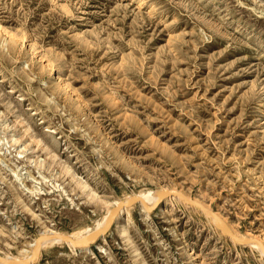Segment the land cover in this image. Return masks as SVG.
Wrapping results in <instances>:
<instances>
[{"label": "rangeland", "instance_id": "374dc122", "mask_svg": "<svg viewBox=\"0 0 264 264\" xmlns=\"http://www.w3.org/2000/svg\"><path fill=\"white\" fill-rule=\"evenodd\" d=\"M0 25L2 252L145 187L264 239V0H0ZM182 204L33 264H264Z\"/></svg>", "mask_w": 264, "mask_h": 264}, {"label": "bare ground", "instance_id": "6f19581e", "mask_svg": "<svg viewBox=\"0 0 264 264\" xmlns=\"http://www.w3.org/2000/svg\"><path fill=\"white\" fill-rule=\"evenodd\" d=\"M3 31H4V29L0 25V32H3ZM7 34H8V32H7ZM13 37H15V35H13ZM16 38H17V36H16ZM38 142H39V144L44 143L42 139H39ZM54 154H55V152H54ZM70 168L67 167L65 169L66 172H69L71 170ZM74 172L71 173L70 175L72 177V180L77 182L78 181V175H76ZM78 184H79V188L81 189V191L87 190L86 193H88V195H91L92 198H94V196L97 195L96 194L97 191L96 192L93 191V189L89 186V184L87 182L81 181V182H78ZM163 190H165V188H163V187H158L156 189L150 188V187H145L139 191L126 194V196L122 199H117L113 202L109 201L110 203L105 201L107 204V210L98 219H96L93 222V224H90V225L83 227L81 229H78V230H73L71 233L69 231H67V232L66 231H60V230L52 229V228H49L46 226V228L41 230L42 231L41 236L34 238L28 244V248L27 249L25 248L26 253L25 254L22 253L23 254L22 256H18V257L13 256L11 254L2 252L0 250V256L5 259V260L0 259V264H33L34 259L41 254L42 249L45 247L67 245L70 248L71 252H77V251L85 250V249L89 248V246L92 242H96L102 238H105L106 236H108L112 233L113 228L110 229L106 235L101 234V235L89 237L90 234H92L93 232H95L96 230H98L100 228H103L106 225L109 216L113 212V209L115 207H117L120 202H124V205L119 209L118 213L116 214L113 225L116 224L118 222V220L120 218H122V216H124L125 214L128 215V221H129L130 216L132 215V210L135 206L139 207V210L142 212L143 217L146 220L151 219L152 214L155 213L156 210H159V211L163 212L164 214H166L167 209L165 208L164 204L170 200H171V202L172 201H176L177 203L181 202L185 205H188V207L190 206V207L195 208L197 211L203 212L205 214V216L207 217V219L210 221V223H212L223 236L228 238L234 244H238V245L243 246V247H251V249L258 251L259 252L258 254H260V256L264 260V239L263 238H260L257 235L252 234L251 232L247 233V231H246V233H241L240 231H238V229H236V227L232 226L229 223V221H227V219L225 217H223L217 211H214V212H216L215 213L216 215L212 214L211 213L212 209L210 208V206H208L206 203H204V201H201V199H198L197 197L196 198H190V196L187 195L186 192H184L182 190H176L175 189L174 191H176L178 193L177 195H174V196L172 195V196H168L165 198H161L160 193ZM183 195L185 196V198L182 197ZM133 196H138V197H141L142 199L136 200L135 202L131 203L130 200ZM189 199L192 201H189ZM156 204L158 205L157 209L154 211H151L150 208ZM33 214L36 217H38V215L36 213L33 212ZM226 226H228L237 237L244 239V242H241V243L237 242L236 240H234V238H232V236L227 234L224 231V228ZM118 234H119V237H123V238L127 239V241H129V243L132 244V240H131V237L129 235L130 233H129L128 227L125 223H123L119 226ZM69 238H71V240H69ZM101 249H103V247ZM22 250L23 249H21V252H22ZM137 254H138V251H137ZM14 260H20V262L14 263Z\"/></svg>", "mask_w": 264, "mask_h": 264}, {"label": "water", "instance_id": "95a60500", "mask_svg": "<svg viewBox=\"0 0 264 264\" xmlns=\"http://www.w3.org/2000/svg\"><path fill=\"white\" fill-rule=\"evenodd\" d=\"M177 194H178V193H177L176 191H174V190H163V191H161L160 196H161V198H165V197H167V196L177 195ZM182 197L185 198L184 195H183ZM141 199H142L141 197L133 196V197L131 198L130 201H131V203H133V202H135L136 200H141ZM189 201H192V200L189 199ZM198 204H199V203H198ZM123 205H124V202H120V203L118 204V206L115 207V208L113 209V212H112V214L109 216L106 225H105L103 228H100V229L96 230L95 232H93L92 234H90L89 237L97 236V235H101V234H106V233L111 229V227H112V225H113V223H114L115 216H116V214L118 213L119 209H120ZM157 206H158L157 204L154 205V206H152V207L150 208V210L155 209ZM211 213L214 214V215H216L214 212H211ZM224 231H225L227 234H229L230 236H232V238H234V240H236L237 242H240V243H241V242H244V239L237 237V236L232 232V230H231L228 226H226V227L224 228ZM69 240H71V238H69ZM0 259H1V260H5V259H4L3 257H1V256H0ZM18 262H20V260H14V263H18Z\"/></svg>", "mask_w": 264, "mask_h": 264}]
</instances>
